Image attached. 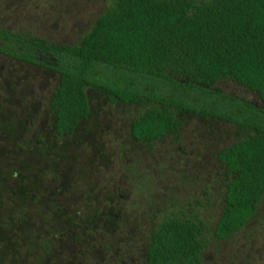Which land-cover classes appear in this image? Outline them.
Wrapping results in <instances>:
<instances>
[{"label": "trees", "instance_id": "trees-1", "mask_svg": "<svg viewBox=\"0 0 264 264\" xmlns=\"http://www.w3.org/2000/svg\"><path fill=\"white\" fill-rule=\"evenodd\" d=\"M0 53L56 73L47 111L57 135L71 133L89 116L88 87L111 102L137 106L128 132L146 146L167 134L180 140L189 116L231 124L234 139L213 151L219 206L211 237H229L257 212L264 196V0H106L74 42L0 27ZM219 79L253 91L260 103L212 87ZM135 171L132 162L133 189L151 193L155 178L151 174L146 183ZM160 191L156 207L136 212L132 202V264H200L206 224L192 207L202 198L187 201L188 212ZM98 214V230L116 225L122 231L114 212ZM69 221L79 241L96 219Z\"/></svg>", "mask_w": 264, "mask_h": 264}, {"label": "rangeland", "instance_id": "rangeland-1", "mask_svg": "<svg viewBox=\"0 0 264 264\" xmlns=\"http://www.w3.org/2000/svg\"><path fill=\"white\" fill-rule=\"evenodd\" d=\"M105 2L0 0V27L72 43ZM56 77L48 68L0 53V264H132V202L136 212L147 204L156 207L160 190L188 212L187 201L194 205L202 198L203 204L192 207L206 224L200 264H264V196L239 230L225 239L210 235L219 206L213 151L234 139L231 124L189 116L180 140L167 134L146 146L128 132L137 106L111 102L88 87L89 116L71 133L57 135L47 111ZM212 87L260 103L253 91L232 80L219 79ZM132 162L146 183L151 174L155 178L151 193L133 189ZM105 209L114 212L122 231L116 225L110 232L98 230V210ZM90 217L96 222L85 229L88 233L73 239L69 220ZM108 241L118 250L107 248ZM116 255L127 261L118 262Z\"/></svg>", "mask_w": 264, "mask_h": 264}, {"label": "flooded vegetation", "instance_id": "flooded-vegetation-1", "mask_svg": "<svg viewBox=\"0 0 264 264\" xmlns=\"http://www.w3.org/2000/svg\"><path fill=\"white\" fill-rule=\"evenodd\" d=\"M244 99H246V98H244ZM246 100H248V99H246Z\"/></svg>", "mask_w": 264, "mask_h": 264}]
</instances>
